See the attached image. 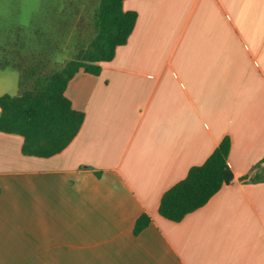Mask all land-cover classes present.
I'll use <instances>...</instances> for the list:
<instances>
[{
    "label": "crops",
    "instance_id": "crops-1",
    "mask_svg": "<svg viewBox=\"0 0 264 264\" xmlns=\"http://www.w3.org/2000/svg\"><path fill=\"white\" fill-rule=\"evenodd\" d=\"M53 1L0 0V57L24 41L26 9L32 35L51 36ZM124 10L138 14L128 43L68 84L85 120L62 153L25 156L22 136L0 132V264H264V0ZM18 94L0 64V97ZM226 137L233 182L180 222L161 216Z\"/></svg>",
    "mask_w": 264,
    "mask_h": 264
},
{
    "label": "trees",
    "instance_id": "trees-1",
    "mask_svg": "<svg viewBox=\"0 0 264 264\" xmlns=\"http://www.w3.org/2000/svg\"><path fill=\"white\" fill-rule=\"evenodd\" d=\"M125 1L95 0L89 33L73 57L59 67L50 69L48 53L19 57L20 62L14 63L19 72V94L0 97V132L22 136L25 156H56L79 134L85 115L75 110L67 98L68 84L80 71L99 75L101 64L111 62L117 49L128 43L138 14L125 11ZM230 151L231 140L226 137L203 165L191 168L185 179L163 195L160 215L180 222L230 185L234 180L228 164ZM263 180L264 169L255 177V181ZM149 224L150 218L141 216L134 233H141Z\"/></svg>",
    "mask_w": 264,
    "mask_h": 264
},
{
    "label": "rangeland",
    "instance_id": "rangeland-1",
    "mask_svg": "<svg viewBox=\"0 0 264 264\" xmlns=\"http://www.w3.org/2000/svg\"><path fill=\"white\" fill-rule=\"evenodd\" d=\"M31 1L33 0H28V2ZM53 2L57 9L53 11L55 27H51V36L44 34L40 38L32 35L34 22L29 16L32 11L26 9L23 19L19 18L26 24L24 41L10 45L6 52H1L0 64L2 66H8L12 72L14 69L17 70L14 63L20 62L19 57L26 58L48 53L51 58L50 69H53L73 57L78 44L90 31L88 26L97 6L96 2L95 0H54ZM26 5L28 6V4ZM63 6L66 10L60 9Z\"/></svg>",
    "mask_w": 264,
    "mask_h": 264
}]
</instances>
